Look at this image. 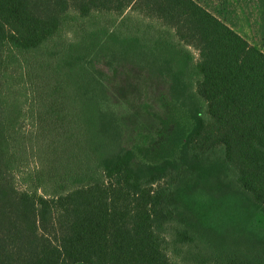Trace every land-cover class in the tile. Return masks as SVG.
Returning <instances> with one entry per match:
<instances>
[{"label":"trees","instance_id":"16d2710c","mask_svg":"<svg viewBox=\"0 0 264 264\" xmlns=\"http://www.w3.org/2000/svg\"><path fill=\"white\" fill-rule=\"evenodd\" d=\"M155 67L194 99L185 146L264 205V52L196 0H0V264H264L175 212L137 169L101 66Z\"/></svg>","mask_w":264,"mask_h":264},{"label":"rangeland","instance_id":"374dc122","mask_svg":"<svg viewBox=\"0 0 264 264\" xmlns=\"http://www.w3.org/2000/svg\"><path fill=\"white\" fill-rule=\"evenodd\" d=\"M264 51V0H196ZM119 143L137 169L170 168L180 180L176 214L218 248L264 256V205L239 189L221 153L194 158L185 146L194 99L175 76L155 67L101 66Z\"/></svg>","mask_w":264,"mask_h":264},{"label":"crops","instance_id":"0c3cea01","mask_svg":"<svg viewBox=\"0 0 264 264\" xmlns=\"http://www.w3.org/2000/svg\"><path fill=\"white\" fill-rule=\"evenodd\" d=\"M211 12V11H210ZM215 15V14H214ZM218 17V16H217ZM221 19V18H220ZM230 26V25H229ZM231 27V26H230ZM234 29V28H233ZM235 30V29H234ZM237 31V30H236ZM238 32V31H237ZM239 33V32H238ZM239 34H241V33H239ZM242 35V34H241ZM243 36V35H242ZM244 37V36H243ZM245 38V37H244ZM247 39V38H246ZM248 40V39H247ZM249 41V40H248ZM250 42V41H249ZM251 43V42H250ZM251 44H253V43H251ZM254 45V44H253ZM262 50V49H261ZM263 51V50H262ZM264 52V51H263Z\"/></svg>","mask_w":264,"mask_h":264}]
</instances>
